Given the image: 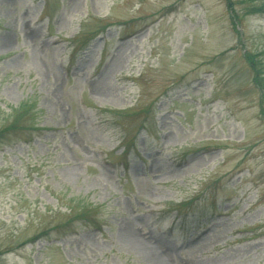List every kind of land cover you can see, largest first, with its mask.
Returning a JSON list of instances; mask_svg holds the SVG:
<instances>
[{
    "label": "rangeland",
    "instance_id": "obj_1",
    "mask_svg": "<svg viewBox=\"0 0 264 264\" xmlns=\"http://www.w3.org/2000/svg\"><path fill=\"white\" fill-rule=\"evenodd\" d=\"M22 103L0 264H264V0H0Z\"/></svg>",
    "mask_w": 264,
    "mask_h": 264
},
{
    "label": "trees",
    "instance_id": "obj_2",
    "mask_svg": "<svg viewBox=\"0 0 264 264\" xmlns=\"http://www.w3.org/2000/svg\"><path fill=\"white\" fill-rule=\"evenodd\" d=\"M261 10L258 9V11ZM252 68L256 70L257 74H260V71L257 70V65L251 62ZM34 110H37L36 105H31L30 103H22L20 104L17 108H13L12 113H11V123L6 125V127L0 129V144L6 142V134L7 133H21L25 129L30 130L31 132H42L44 131L43 129L39 128L37 123H35V118L37 115L34 112ZM35 115V116H34ZM27 119V121H26ZM28 121L31 123L28 125ZM20 143L24 144H32L33 139H28V140H20ZM90 207H81L82 211L79 214H76L75 219H84V217H87L90 213L91 210L89 209ZM72 213V211H71Z\"/></svg>",
    "mask_w": 264,
    "mask_h": 264
}]
</instances>
